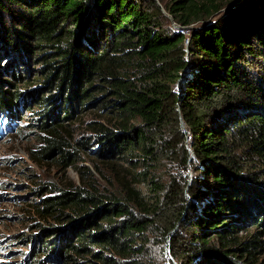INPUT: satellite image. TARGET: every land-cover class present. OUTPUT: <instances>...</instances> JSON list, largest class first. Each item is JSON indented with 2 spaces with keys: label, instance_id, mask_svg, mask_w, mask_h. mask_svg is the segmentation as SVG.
<instances>
[{
  "label": "trees",
  "instance_id": "obj_1",
  "mask_svg": "<svg viewBox=\"0 0 264 264\" xmlns=\"http://www.w3.org/2000/svg\"><path fill=\"white\" fill-rule=\"evenodd\" d=\"M162 1L0 0V136L35 112L99 177L35 206L29 264H264V0Z\"/></svg>",
  "mask_w": 264,
  "mask_h": 264
},
{
  "label": "rangeland",
  "instance_id": "obj_2",
  "mask_svg": "<svg viewBox=\"0 0 264 264\" xmlns=\"http://www.w3.org/2000/svg\"><path fill=\"white\" fill-rule=\"evenodd\" d=\"M169 1L163 0L160 5L163 7ZM170 28L175 30L177 25L170 22ZM30 66L34 70L38 66L41 68L37 59ZM47 95L45 92L44 97ZM19 111L20 120H15L16 125L0 136V264H29L26 255L35 245L34 237L42 236L41 239H44L43 230L61 225L52 218L42 219L37 215L35 206L41 199L58 192V189L67 190L69 184H79V168L88 169L94 179H99L87 156H81V161L70 167L60 166L53 158H40L38 152L42 145L34 126L37 115L21 107ZM94 117V112L88 111L67 122L68 137L78 140L88 135L85 125ZM181 126L185 130L186 126ZM188 177H192L191 170H188ZM40 188L45 189L39 191ZM253 231L251 228L248 232L240 233V236L245 237ZM165 252L169 264H177L169 257V250L166 249ZM42 255L40 261H44L43 264H63L54 259V253L50 255V260L47 259L48 254ZM257 256L258 263H261L264 260V250Z\"/></svg>",
  "mask_w": 264,
  "mask_h": 264
},
{
  "label": "built area",
  "instance_id": "obj_3",
  "mask_svg": "<svg viewBox=\"0 0 264 264\" xmlns=\"http://www.w3.org/2000/svg\"><path fill=\"white\" fill-rule=\"evenodd\" d=\"M189 134V133H188ZM187 140L189 141L190 140V137L188 136Z\"/></svg>",
  "mask_w": 264,
  "mask_h": 264
}]
</instances>
